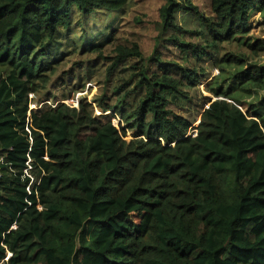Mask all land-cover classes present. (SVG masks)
I'll list each match as a JSON object with an SVG mask.
<instances>
[{
    "label": "trees",
    "instance_id": "trees-1",
    "mask_svg": "<svg viewBox=\"0 0 264 264\" xmlns=\"http://www.w3.org/2000/svg\"><path fill=\"white\" fill-rule=\"evenodd\" d=\"M127 4L0 0V264H264V97L263 108H245L231 92L211 90L215 100L192 125L168 96L188 98L196 71L163 64L156 52L143 57L134 44L114 47L100 81L134 56L132 90L102 86L92 103L31 107L71 52L63 39L76 25L88 39L81 48L100 53L112 33L91 40L84 20ZM184 8L213 40L228 41L264 0H210L213 20L190 2L165 0L162 28L176 30L174 12ZM171 40L198 59L205 51ZM249 49L264 51V40ZM232 81L258 94L264 66L235 70Z\"/></svg>",
    "mask_w": 264,
    "mask_h": 264
},
{
    "label": "rangeland",
    "instance_id": "rangeland-1",
    "mask_svg": "<svg viewBox=\"0 0 264 264\" xmlns=\"http://www.w3.org/2000/svg\"><path fill=\"white\" fill-rule=\"evenodd\" d=\"M176 2L185 6L190 2L198 8L201 16L214 19L210 0H176ZM164 3L165 0H128L127 6L120 12L102 11L85 19L87 26L84 28L89 29L87 34L94 35L91 40L101 39L112 33V39L103 45L104 48L100 53H87L85 51L88 49L81 48L88 39L82 37L83 32L76 25L74 33L63 39L69 45L64 48L71 47L69 49L71 52L65 54L55 64L53 72L49 73L47 84L34 93L31 107L43 108L57 103L77 106V102L83 98L92 103L101 93L102 86L112 90L127 85L128 89L132 90L138 81L136 76L138 70L133 67L139 68L140 63L139 58L134 56L120 61L103 85L100 81L105 79V72L112 65V58L108 57L116 53H111L114 47L119 45L130 49L136 44L143 57L156 52L163 64L176 63L196 71L197 82L183 89L188 98L168 96V107L189 120L192 125H197L200 112L208 105L207 102L215 100L211 90L231 92L234 101L243 104L245 108L248 104L263 108L258 99L264 97V84L262 89L258 90V94H253V91L240 89L232 81V76L235 70H241L250 63L264 66V51L253 54L249 49L250 43L264 40V9L254 8L250 11L245 32L235 35L228 41H215L204 22L185 8L174 12L173 20L178 27L176 30L170 27L163 29L159 10ZM173 37L186 44L202 46L205 51L198 59L188 50L175 44L171 40ZM212 41H215V47H207L206 45L211 44ZM228 55L239 57L242 62H230ZM152 69L156 71L157 68L153 66ZM174 74L179 76L176 71ZM77 75L80 76V84L74 87L78 83L75 80ZM245 110L247 109H243L244 112ZM95 113L109 114V112L103 113L99 108H95ZM112 121L115 124L119 123L120 116L113 115ZM130 133L127 132L128 137Z\"/></svg>",
    "mask_w": 264,
    "mask_h": 264
},
{
    "label": "built area",
    "instance_id": "built-area-1",
    "mask_svg": "<svg viewBox=\"0 0 264 264\" xmlns=\"http://www.w3.org/2000/svg\"><path fill=\"white\" fill-rule=\"evenodd\" d=\"M191 133H192V135H195V133H196L195 129H193V130L191 131Z\"/></svg>",
    "mask_w": 264,
    "mask_h": 264
}]
</instances>
